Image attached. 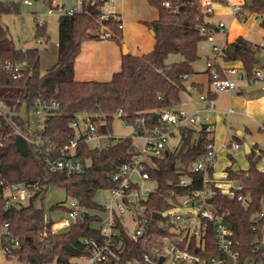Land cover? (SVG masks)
<instances>
[{
	"label": "trees",
	"instance_id": "trees-1",
	"mask_svg": "<svg viewBox=\"0 0 264 264\" xmlns=\"http://www.w3.org/2000/svg\"><path fill=\"white\" fill-rule=\"evenodd\" d=\"M147 1L159 13L157 20L146 22L155 33L153 50L142 55L125 54L121 70L108 81H77L74 78V64L82 43L100 39L93 31L99 26L93 13L60 16L57 61L48 72L41 74L39 49L16 48L1 23L4 14L19 11L18 5L13 0H0V62L26 64L17 80H13L5 70H0V98L10 109L9 115H0V169L6 184H23L35 191L28 205L6 208L5 202L0 200V231L5 224H9L7 230L20 240L21 249L15 254L18 261L28 264H76L73 259L88 252L82 244L84 238L95 237L101 241L99 233L91 228L98 217L90 213L103 209L96 195L98 191L115 185L113 175L133 151L130 138L119 141L113 138L114 144L108 149L91 148L82 141L77 156L90 159V166L83 173L70 177L52 173L31 147L26 157L16 149V130L27 128L36 98L46 97L60 102L61 109L51 117L45 132L58 147L69 145L73 134L71 123L79 114L105 119L107 125L101 127L104 133L111 132L119 110L132 123L136 118L150 117L148 127L151 129L157 124L159 111L180 103L181 93L185 89L184 80L194 73L193 64L199 60L198 45L205 40L199 28L208 24L204 22L200 0ZM166 1L171 3V7H165ZM241 12L262 17L261 27L264 29V0H245ZM105 24L113 33L112 39L121 43L122 29L119 23L110 19ZM36 37L44 38L48 43L46 24L42 27L37 24ZM259 50L250 41L239 38L223 48L221 57L225 63H242V71L251 79L257 70H264V64L258 59ZM174 55L182 60L170 62ZM220 66L216 65L221 74ZM23 103H27L28 108L26 119L17 114ZM195 135L191 129L182 131L180 150L165 154L149 169L150 177L157 182L155 191L143 204L149 226L139 242L131 241L121 228L125 250L121 254L120 264L138 260L156 237L167 235V231L158 225L162 219L160 212L174 206L178 196L185 192L177 190L178 194H174L181 175L177 165L188 166L204 152L205 134H201L197 143L193 142ZM263 157L264 150L258 159H255V152L252 151L248 155L250 167L247 170L226 169V179L244 186L242 193L249 199L248 206L222 195L215 199L219 213L230 223L235 238L244 247H248L255 237L252 219L261 210L264 200V171L257 168ZM210 173L213 174V170ZM53 185L64 189L67 197L75 199L85 209L82 219L73 223L65 233H53L48 227L45 211L34 206V202L43 198ZM53 209L67 212V208L60 203L55 204ZM214 242L211 232L207 240L208 253L203 254L205 261L216 254Z\"/></svg>",
	"mask_w": 264,
	"mask_h": 264
},
{
	"label": "built area",
	"instance_id": "built-area-1",
	"mask_svg": "<svg viewBox=\"0 0 264 264\" xmlns=\"http://www.w3.org/2000/svg\"><path fill=\"white\" fill-rule=\"evenodd\" d=\"M37 1V0H35ZM216 0H200L201 10L206 16L213 12ZM23 5L32 6L34 1L19 0ZM51 6L49 14L57 11L62 15L75 16L77 14H92L97 23L98 30L94 31L100 39H112L113 33L106 26V21L113 19L123 28V22L114 5L116 0H48ZM165 7H171L169 1L164 2ZM241 7H234V15L243 18ZM37 24L42 27L47 22L37 17ZM121 22V23H120ZM200 34L209 42H214L217 31L225 32V23H220L216 28L202 25ZM213 59L207 60L210 75L209 89L200 94V100L207 103V111L215 109L216 97L222 92H230L236 89L237 81L230 79V74H236L239 79L242 73L239 68H225L222 66V51L213 43ZM216 65H221V74ZM25 63H2L0 70H5L13 80L21 77ZM249 82L264 80L262 70H257ZM7 108L6 103L0 98V109ZM60 102L46 97H38L33 101L29 114V123L25 130H16V135L23 136L28 147L40 155L45 166L55 174L70 177L83 173L91 164V160H84L77 156L79 144L82 141L88 144L92 141L100 143L96 148L108 149L114 144L111 132H102L107 125L105 119L89 114L77 115L71 123L73 129L69 145L58 147L53 144L45 134L52 116L59 113ZM0 115H3L0 111ZM32 117V119L30 118ZM123 124L131 130L130 138L133 143V151L129 159L124 162L113 175L114 186L106 189L108 199L100 203L103 207L100 211L90 213L97 216L91 224L98 238H84L82 244L87 248V253L75 257L76 264H120L121 254L125 250L121 228L133 242H139L145 235L149 226V218L146 216L144 203L157 187L156 180L150 177L149 169L155 166V161L164 158L170 151L177 153L182 146L181 132L193 130L198 138L205 134L204 152L191 164L184 166L179 163V183L174 190L185 191L178 196L177 202L165 212H160L159 227L167 231V235L158 236L150 243L146 252L138 260L129 264H264V213L259 211L253 216V232L255 237L248 247L235 238V233L230 223L219 213L215 199L219 195L229 199H237L243 206L249 205V199L242 193L244 186L231 180H218L210 173L216 161V149L213 143V128L209 119L199 111L188 113L174 106L158 112L157 124L151 129L148 127L150 117L135 119V123L129 122L125 113L119 110L115 115ZM34 126V130H31ZM176 138L179 141L176 142ZM117 141L124 138H115ZM169 141H172L168 147ZM233 149H239L236 142ZM155 183V187L148 186ZM192 188V189H191ZM35 195L23 184H6L0 169V200L5 202L6 208L20 207L30 202ZM134 207V208H133ZM135 211L137 222L135 228L127 223L126 215ZM85 209L78 201L72 199L67 207V212L57 219L49 221L48 225L53 233L69 230L71 225L82 219ZM98 214H100L98 216ZM9 224L0 231V256L16 257V252L21 249V242L7 229ZM215 239L216 254L206 259L203 254L207 251V240L210 233ZM163 259V261H162ZM231 259V261H230Z\"/></svg>",
	"mask_w": 264,
	"mask_h": 264
},
{
	"label": "crops",
	"instance_id": "crops-1",
	"mask_svg": "<svg viewBox=\"0 0 264 264\" xmlns=\"http://www.w3.org/2000/svg\"><path fill=\"white\" fill-rule=\"evenodd\" d=\"M244 3L245 0H216L213 5V12L204 18V22L214 28L220 23H225L226 31H217L214 35L213 43L220 48L223 49L227 44H231L239 38H244L259 47L258 59L261 61L260 54L264 51V29L261 27L262 17L244 12L243 18H237L234 15V7H242ZM126 6V0H116L113 8L123 22L121 43L113 39L84 41L81 46V52L74 64L75 80H110L114 73L121 70L123 56L125 55L122 44H125L128 53L133 55H142L153 50L155 44L154 31L150 29L146 22H153L159 16L151 21L137 20L129 13ZM147 35L151 38L150 40ZM141 41H144L142 48H140V43H138ZM213 43L207 41V49L202 55H200L198 45L199 60L205 57L206 63L202 68L197 66L193 68L194 73L184 80L185 89L181 95H184L186 109L190 110L188 113L199 111L209 119L213 128L216 159L219 157V153L227 152L231 158L229 163L231 166L228 167L235 170V159L232 157L231 152H239L240 148L233 149L232 144L234 142L243 141L244 148L245 144H247L251 148V152H255V159H258L260 152L264 150V135L260 133L261 130H264V80L251 83L242 71V63H225L222 61L221 64L225 68H239L242 78L239 79L238 75L230 74L229 78L237 81L236 89L220 93L216 97L214 111H207V103L200 100L199 95L209 89L210 75L207 60L215 57L212 51ZM56 47H58V44ZM180 60H182L181 57L170 58V62ZM261 63L264 64L263 61ZM262 72L264 74V70ZM181 103L180 100V103L174 108L182 109L180 107ZM217 136L218 138L223 136L224 141L222 146L219 145L220 147L217 143ZM198 140L196 133L193 142L197 143ZM249 154L246 156L248 157ZM228 167L223 170L221 176H217V173L213 170V177L218 180H226V169ZM257 168L260 171H264V157L260 158Z\"/></svg>",
	"mask_w": 264,
	"mask_h": 264
},
{
	"label": "rangeland",
	"instance_id": "rangeland-1",
	"mask_svg": "<svg viewBox=\"0 0 264 264\" xmlns=\"http://www.w3.org/2000/svg\"><path fill=\"white\" fill-rule=\"evenodd\" d=\"M17 5L19 11L17 13H8L4 14L1 19L2 25L6 28L8 37L13 41L14 45L18 49H31L38 48L41 55V74H45L48 70L56 63L57 55H58V47L56 45L59 42V18L62 16L61 13L57 11H53L52 14H49V10H51L50 3L48 0H31L34 1L32 6L23 5L19 0H13ZM126 7L133 15V18H137V20L143 21H151L155 20L158 16V10L151 6L147 0H126ZM37 17L43 18L46 23V32L48 34V43L44 38L36 37L37 30ZM98 27L93 31H97ZM147 38L151 39L148 35ZM207 41L204 40L199 45V52L202 55L207 49ZM140 43V48L144 46V41L138 42ZM57 49V50H56ZM55 51L57 52L55 54ZM180 56H172L171 59L179 58ZM261 61L264 62V51L260 54ZM205 57L196 61L193 68L204 67L205 65ZM246 77V76H245ZM184 95H181V105L182 110L186 112H190V110L186 109V104L184 100ZM3 116H7L10 113V109L7 107L5 109H0ZM24 119L28 118V108L27 103H23L20 111L17 113ZM81 117V114H79ZM26 117V118H25ZM32 119V117H30ZM21 130V129H17ZM31 130H34V126H31ZM261 134L264 135V130L260 131ZM111 135L114 138H126L131 135V130L127 128L123 122L115 117V120L112 124ZM218 146H222L223 136L218 138L217 136ZM179 141L176 138V142ZM172 141H169L168 147H170ZM238 143V142H237ZM240 143V144H239ZM238 144L240 145V151L231 152L232 157L235 159V170H247L250 167L249 159L246 156L245 148L243 141H240ZM100 145L97 141H92L89 143L91 148H95ZM219 146V147H220ZM217 148V147H216ZM226 148V147H225ZM230 153V152H229ZM219 157L215 161L214 171L217 173V176H221L223 170L226 167L231 166L229 154L227 152H222L218 154ZM148 186L155 187L156 184L150 183ZM108 198V193L106 190L98 191L96 195V200L99 203H103ZM72 198L67 197L64 189L57 186H50L48 191L46 192L43 198H39L34 202V206L37 208H42L45 211L46 221H57L59 217L66 213L63 209H53L52 207L60 203L64 207H68ZM29 204V201L26 202V205ZM134 208V207H133ZM261 212L264 213V200L261 202ZM100 214H98L99 216ZM136 213L133 211L132 213H128L126 215L127 223L131 225V228H135L137 222H133L131 217L136 219ZM49 227V225H48ZM51 230V228L49 227ZM66 231H62L59 233H65ZM58 233V234H59ZM0 264H28L26 261H18L16 257L6 258L0 256Z\"/></svg>",
	"mask_w": 264,
	"mask_h": 264
},
{
	"label": "water",
	"instance_id": "water-1",
	"mask_svg": "<svg viewBox=\"0 0 264 264\" xmlns=\"http://www.w3.org/2000/svg\"><path fill=\"white\" fill-rule=\"evenodd\" d=\"M154 36H155V33L153 32ZM123 52L124 54H127L128 53V50L126 49V45L123 44ZM16 149L18 151V153H20L22 156L26 157L28 156L29 154V147H28V144L25 140V138L21 135L17 136L16 138ZM245 150H246V154H249L251 152V148L245 144ZM163 261V259H162ZM231 261V259H230Z\"/></svg>",
	"mask_w": 264,
	"mask_h": 264
}]
</instances>
